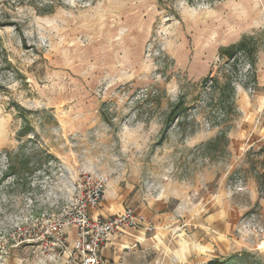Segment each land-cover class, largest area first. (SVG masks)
Wrapping results in <instances>:
<instances>
[{
  "label": "rangeland",
  "instance_id": "374dc122",
  "mask_svg": "<svg viewBox=\"0 0 264 264\" xmlns=\"http://www.w3.org/2000/svg\"><path fill=\"white\" fill-rule=\"evenodd\" d=\"M32 2L0 0V264L63 257L8 233L82 174L163 213L161 261L264 264V0Z\"/></svg>",
  "mask_w": 264,
  "mask_h": 264
},
{
  "label": "built area",
  "instance_id": "2783aa9c",
  "mask_svg": "<svg viewBox=\"0 0 264 264\" xmlns=\"http://www.w3.org/2000/svg\"><path fill=\"white\" fill-rule=\"evenodd\" d=\"M107 180L99 174H82L74 185V195L54 212H44L28 224L16 225L9 231L11 247L37 245L50 260L65 255L67 264H106L101 251L114 236L125 230H155L144 215L124 207L109 218H94L90 209H97L106 191ZM74 227L76 237L68 245L66 229Z\"/></svg>",
  "mask_w": 264,
  "mask_h": 264
},
{
  "label": "crops",
  "instance_id": "0c3cea01",
  "mask_svg": "<svg viewBox=\"0 0 264 264\" xmlns=\"http://www.w3.org/2000/svg\"><path fill=\"white\" fill-rule=\"evenodd\" d=\"M110 191L106 190L104 199L97 209H90L89 214L94 218H109L119 213L123 208L122 194L118 193L112 197ZM114 198V199H113ZM136 213L142 214L154 227L159 225L163 213L157 214L145 206L134 209ZM67 241L71 247L76 237L74 227L66 229ZM144 229L125 230L122 235L114 236L102 249L101 254L106 264H168L171 257L166 261L158 258L159 240L156 235H147ZM66 256L59 258L56 264H66Z\"/></svg>",
  "mask_w": 264,
  "mask_h": 264
},
{
  "label": "trees",
  "instance_id": "16d2710c",
  "mask_svg": "<svg viewBox=\"0 0 264 264\" xmlns=\"http://www.w3.org/2000/svg\"><path fill=\"white\" fill-rule=\"evenodd\" d=\"M16 1L18 3H23L25 1H30L31 3H33L32 2L33 0H16ZM34 2H35V0H34ZM244 46L245 45H244V42L243 41L239 42L236 45H231V46L227 47L226 49H224L222 51L223 52V55H225L226 57L231 58L237 50H241V49L243 50V47ZM173 112H174V110L171 111L170 116H172V115L174 116V113ZM170 116H169V118H170ZM203 264H227V261L214 260V261H210L208 263H203Z\"/></svg>",
  "mask_w": 264,
  "mask_h": 264
},
{
  "label": "bare ground",
  "instance_id": "6f19581e",
  "mask_svg": "<svg viewBox=\"0 0 264 264\" xmlns=\"http://www.w3.org/2000/svg\"><path fill=\"white\" fill-rule=\"evenodd\" d=\"M264 246V245H263Z\"/></svg>",
  "mask_w": 264,
  "mask_h": 264
}]
</instances>
